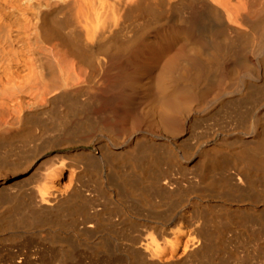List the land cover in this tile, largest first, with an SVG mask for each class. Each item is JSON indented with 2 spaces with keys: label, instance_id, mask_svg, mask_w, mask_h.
Here are the masks:
<instances>
[{
  "label": "bare ground",
  "instance_id": "obj_1",
  "mask_svg": "<svg viewBox=\"0 0 264 264\" xmlns=\"http://www.w3.org/2000/svg\"><path fill=\"white\" fill-rule=\"evenodd\" d=\"M0 264H264V0H0Z\"/></svg>",
  "mask_w": 264,
  "mask_h": 264
},
{
  "label": "rangeland",
  "instance_id": "obj_2",
  "mask_svg": "<svg viewBox=\"0 0 264 264\" xmlns=\"http://www.w3.org/2000/svg\"><path fill=\"white\" fill-rule=\"evenodd\" d=\"M80 148H86L88 150H91L93 149V145H88V146H77V147H71V148H64V149H61V151H66V150H70V149H80ZM27 174H24L23 172L21 171H18V172H15V175L12 177V178H8L7 179V182L8 183H13L15 181H21V180H24L25 178H27Z\"/></svg>",
  "mask_w": 264,
  "mask_h": 264
}]
</instances>
